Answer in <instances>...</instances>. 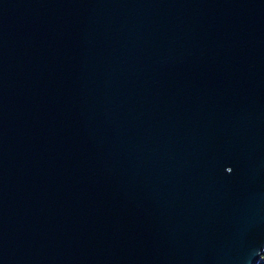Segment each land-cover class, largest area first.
Masks as SVG:
<instances>
[{
    "label": "water",
    "instance_id": "obj_1",
    "mask_svg": "<svg viewBox=\"0 0 264 264\" xmlns=\"http://www.w3.org/2000/svg\"><path fill=\"white\" fill-rule=\"evenodd\" d=\"M263 255L264 0H0V264Z\"/></svg>",
    "mask_w": 264,
    "mask_h": 264
},
{
    "label": "trees",
    "instance_id": "obj_2",
    "mask_svg": "<svg viewBox=\"0 0 264 264\" xmlns=\"http://www.w3.org/2000/svg\"><path fill=\"white\" fill-rule=\"evenodd\" d=\"M260 264H264V255H263V257H262V261H261Z\"/></svg>",
    "mask_w": 264,
    "mask_h": 264
},
{
    "label": "snow or ice",
    "instance_id": "obj_3",
    "mask_svg": "<svg viewBox=\"0 0 264 264\" xmlns=\"http://www.w3.org/2000/svg\"><path fill=\"white\" fill-rule=\"evenodd\" d=\"M228 171H229V172H231V171H232V169H231V168H229V169H228Z\"/></svg>",
    "mask_w": 264,
    "mask_h": 264
}]
</instances>
